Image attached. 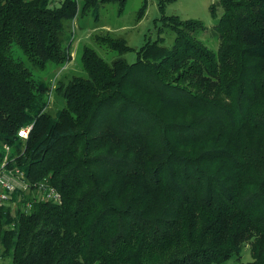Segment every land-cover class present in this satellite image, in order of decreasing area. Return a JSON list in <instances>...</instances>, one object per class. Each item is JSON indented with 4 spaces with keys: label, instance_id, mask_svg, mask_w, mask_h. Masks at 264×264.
Listing matches in <instances>:
<instances>
[{
    "label": "trees",
    "instance_id": "1",
    "mask_svg": "<svg viewBox=\"0 0 264 264\" xmlns=\"http://www.w3.org/2000/svg\"><path fill=\"white\" fill-rule=\"evenodd\" d=\"M126 0H0V166L30 185L49 179L61 204L14 194L0 207L12 264H223L252 241L264 264V0H217L220 46L199 20L165 17L174 32L133 50L95 34L116 57L84 46V75L52 74L72 59L77 16ZM145 5L141 11L144 13ZM74 26V24H73ZM17 47L26 59L16 58ZM32 126L27 139L22 128Z\"/></svg>",
    "mask_w": 264,
    "mask_h": 264
},
{
    "label": "rangeland",
    "instance_id": "2",
    "mask_svg": "<svg viewBox=\"0 0 264 264\" xmlns=\"http://www.w3.org/2000/svg\"><path fill=\"white\" fill-rule=\"evenodd\" d=\"M53 6H60L64 0H51ZM79 6L85 0H77ZM217 0H126L123 10L119 2L107 3L100 6L99 17L94 13L84 16H77L71 25L70 33L73 35L71 47L72 59L64 68L58 69L52 74L48 71L36 73L37 77H50L53 82L51 102L48 112L52 115L64 107L65 100L57 95L55 88L58 81L67 80L72 76L84 75L81 55L84 46L94 48L106 60L112 61L116 57L115 53H106L95 43L94 35L110 33L116 37L125 39L126 43L133 49L124 55L129 63L137 60V51L147 42L155 41L159 37L164 38V45L171 46L175 35L172 30L164 26V18L178 16L183 20L195 19L201 21L206 30L200 34L199 38L214 51L219 50L220 41L216 30V25L222 15V8H217V16L211 12V6ZM144 9V13L141 11ZM16 58L26 59L21 50L17 47L13 49ZM252 241L244 244L240 254H236L232 259L223 264H248L254 262L252 254ZM0 264H12L9 256L2 252L0 246Z\"/></svg>",
    "mask_w": 264,
    "mask_h": 264
},
{
    "label": "built area",
    "instance_id": "3",
    "mask_svg": "<svg viewBox=\"0 0 264 264\" xmlns=\"http://www.w3.org/2000/svg\"><path fill=\"white\" fill-rule=\"evenodd\" d=\"M31 129V125L22 128L19 131V136L27 139ZM3 149L6 156L0 166V207L11 205L15 209L17 206V203L13 201L15 193L19 194L20 197H29L30 200L25 206L27 212L32 207V202L62 203L63 197L61 192L50 184L49 179H44L43 181L30 185L26 180L24 172L20 168H9L7 162L10 157L11 148L8 145H4Z\"/></svg>",
    "mask_w": 264,
    "mask_h": 264
}]
</instances>
